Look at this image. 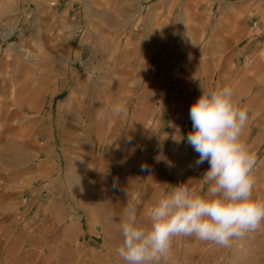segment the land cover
Segmentation results:
<instances>
[{"label": "crops", "instance_id": "0c3cea01", "mask_svg": "<svg viewBox=\"0 0 264 264\" xmlns=\"http://www.w3.org/2000/svg\"><path fill=\"white\" fill-rule=\"evenodd\" d=\"M4 1L20 4L22 0ZM169 1L178 0H160L152 6V15L160 14ZM202 3L205 10H199ZM218 4L221 10L216 15L214 8ZM186 8L182 17L196 18L208 32L205 41L200 31L191 37L198 45L189 50L179 45L182 35L171 39L161 27L164 22L143 32H112L115 43L108 49L103 39V44L97 43L103 64L125 70V74L102 80L126 84L111 103V107L123 104L127 109L125 116L103 121L110 105L103 100L104 95L95 94L100 101L91 107L86 92L72 89L60 105L68 117L63 115L57 123L50 114L29 118L35 121L30 126L31 138L18 141L28 143L33 154H26L24 160L9 166L0 156V226L5 224L10 195L17 198L18 215L33 237L53 240L55 228L59 227L63 241H68L74 230L78 242L94 247L102 225L93 213L96 208L118 211L136 207L137 203L148 207L153 203L150 190L160 196L170 192L171 185L186 182L197 189V182L192 179L197 177L199 167L194 162L198 154L191 153V146L182 139L192 129L190 107L203 89L210 90L208 84H232L237 103L245 93L238 84L261 82L258 69L264 65V44L255 39L264 34V0H188ZM83 34L75 40L73 30L65 32L67 42L62 45L35 27L27 34L18 29L15 36L25 41L8 40L0 47V97L13 95L7 83L39 82L44 75L43 61L47 62L46 67L50 66L51 81L62 80L57 77L54 62L81 60L87 49ZM95 36L102 38L103 32L96 30ZM23 62L31 66L33 75L23 73ZM71 72L74 84H79L81 76L75 70ZM27 93L21 97L38 96L36 89ZM241 108H246L249 116L241 138L253 153L260 147L264 133L260 92H252ZM89 112L96 116V122L87 121ZM74 114L76 118L70 117ZM4 146L6 143L0 144V153ZM254 173L264 174L259 169ZM12 210H17L16 206ZM46 225L49 229L44 234L40 228ZM79 226L81 232L77 235Z\"/></svg>", "mask_w": 264, "mask_h": 264}, {"label": "rangeland", "instance_id": "374dc122", "mask_svg": "<svg viewBox=\"0 0 264 264\" xmlns=\"http://www.w3.org/2000/svg\"><path fill=\"white\" fill-rule=\"evenodd\" d=\"M159 1L38 0L36 2L34 0H22L20 4H14L0 0L1 26L16 31L18 29L24 30L25 34L32 27H35L37 31L49 33L51 38H56V41L58 40L57 42L62 45L67 42L63 34L73 30L76 36L75 40H79L85 33L87 46L82 59L77 63L68 62L67 64L64 60L54 62V68L59 74L57 77L60 76L62 80L57 79L52 82L49 76L50 66L46 67L47 62L43 61L45 68L42 73L44 75L39 82L19 85L6 84L8 88L10 87L8 90L13 91V95L10 97H0V144L6 143V146L1 148L0 156L1 161L6 166L24 160L26 154H33L28 143L25 145L18 141L23 140L25 142L31 138L30 126L35 125V121L29 118L50 114L51 120L57 123L60 122L61 119L59 118H62L63 115L68 117L66 109L60 105L72 89H76L77 93L86 92V101L92 104H90L91 107L96 106V102L100 101L99 98L95 97V94L104 95L103 100L110 105L103 114V121H112L114 116L111 111V103L116 101V93L121 92L126 84L106 83L102 80H111L118 74H125V70L119 66L103 64L102 52L96 50L97 43H104L103 45H106L107 49L114 45L115 42L110 36L112 32H143L157 28L160 26V22H164L161 26L163 30L171 36V39L182 35L183 41L179 45H184L188 50L193 45H198L196 41L192 42L190 38L196 36L199 31L202 33L203 41H205L208 33L206 27L198 24L194 17L186 19L182 17L183 11L187 10L188 0H178L177 3L169 1L160 14L152 15V6ZM205 9V3H202L199 10ZM220 10L221 4H218L214 8V13L217 15ZM199 28L203 29L198 30ZM96 30L103 32L102 38H96ZM102 39L103 43H101ZM83 40L85 39L83 38ZM255 40L264 44V34ZM12 41L22 43L25 40H20L19 36L14 35L9 39V43ZM248 44L252 43L248 41ZM20 68L23 73L26 71L31 75L34 73L31 66L25 62L21 64ZM71 70H75L81 76L82 80L79 84H74V73ZM258 70V78L261 79V82L238 84L240 89L245 91L236 103L239 107L244 104L245 99L252 92L259 91L264 110V65ZM65 77L68 79L63 81ZM208 85L212 90L217 85L231 87L232 84L226 82ZM34 89L37 90V97H21L22 94L26 95L27 92ZM53 92L55 94L57 92V94L55 95ZM31 106L34 109L30 108ZM76 115H70V117L76 118ZM95 118L93 113L87 114V121L94 122ZM189 149L191 153L195 154L192 147ZM253 153L257 163L252 173L255 180L252 196L254 199L264 201V174L257 175L254 173L258 169L263 170L264 173V133L260 147L258 146ZM262 163L263 169L260 167ZM208 167L207 163L200 165L196 179H192V181L197 182V191L207 187L201 178ZM172 186L168 188V191L172 189ZM10 197L7 195L5 224L0 226V264H124L117 255L116 249L123 239L120 225L126 221L125 208L118 211H103L102 207H98L93 211L97 221L102 225L98 227L99 242L92 247L87 242H78L74 230L72 232L74 235L70 234L68 241H63L62 228L59 227L55 228L53 240L46 239L44 236L33 237L25 226L21 215H18L17 198ZM158 197L153 190H150L151 201L154 202ZM1 198L2 194L0 193ZM12 203L17 210H12L14 207L11 205ZM146 208L141 203L136 204L138 220L141 222L145 220L144 211ZM1 219L3 218L1 217ZM40 229L45 234L49 228L46 225ZM79 231L81 232L80 226L77 228V235ZM161 264H264V226L243 238L235 239L230 247H220L214 243L201 242L194 237L178 236L172 242L170 256L166 260L162 259Z\"/></svg>", "mask_w": 264, "mask_h": 264}, {"label": "clouds", "instance_id": "9594fccd", "mask_svg": "<svg viewBox=\"0 0 264 264\" xmlns=\"http://www.w3.org/2000/svg\"><path fill=\"white\" fill-rule=\"evenodd\" d=\"M111 111L113 116L127 114L123 104ZM189 118L192 129L182 139L198 154L195 166L209 165L201 178L207 187L197 191L187 182L172 186L145 209L143 222L136 207L128 206L116 249L124 264H161L178 236L230 247L264 226V201L252 196L256 156L241 138L248 110L236 104L230 86L217 85L202 90Z\"/></svg>", "mask_w": 264, "mask_h": 264}, {"label": "built area", "instance_id": "2783aa9c", "mask_svg": "<svg viewBox=\"0 0 264 264\" xmlns=\"http://www.w3.org/2000/svg\"><path fill=\"white\" fill-rule=\"evenodd\" d=\"M16 33V30L0 25V47Z\"/></svg>", "mask_w": 264, "mask_h": 264}]
</instances>
